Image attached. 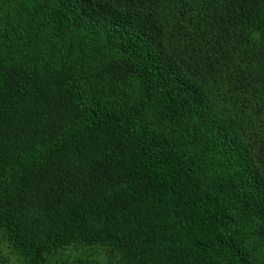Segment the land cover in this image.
<instances>
[{
    "label": "trees",
    "instance_id": "1",
    "mask_svg": "<svg viewBox=\"0 0 264 264\" xmlns=\"http://www.w3.org/2000/svg\"><path fill=\"white\" fill-rule=\"evenodd\" d=\"M0 264H264V0H0Z\"/></svg>",
    "mask_w": 264,
    "mask_h": 264
},
{
    "label": "rangeland",
    "instance_id": "2",
    "mask_svg": "<svg viewBox=\"0 0 264 264\" xmlns=\"http://www.w3.org/2000/svg\"><path fill=\"white\" fill-rule=\"evenodd\" d=\"M5 243L0 242V257L5 259H13L8 256V252L4 250ZM8 254V255H7ZM55 259L63 260L68 264H113L118 260V256H108L103 250L98 251H81L79 249H64L55 256Z\"/></svg>",
    "mask_w": 264,
    "mask_h": 264
}]
</instances>
